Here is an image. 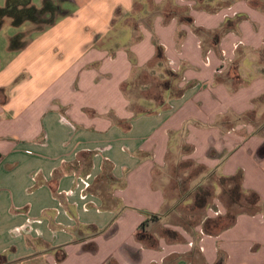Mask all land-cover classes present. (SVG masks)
<instances>
[{"label": "crops", "instance_id": "obj_1", "mask_svg": "<svg viewBox=\"0 0 264 264\" xmlns=\"http://www.w3.org/2000/svg\"><path fill=\"white\" fill-rule=\"evenodd\" d=\"M65 1L0 61V264H264V0ZM169 72L176 95L136 94ZM185 146L258 211L207 234L216 186L194 229L169 226L155 175Z\"/></svg>", "mask_w": 264, "mask_h": 264}, {"label": "rangeland", "instance_id": "obj_2", "mask_svg": "<svg viewBox=\"0 0 264 264\" xmlns=\"http://www.w3.org/2000/svg\"><path fill=\"white\" fill-rule=\"evenodd\" d=\"M53 5L57 8L55 12H47L42 16V23H36L31 20H26L21 24H16L13 18L5 17L3 24L0 28V61L4 64L6 59L11 58L13 55H22L23 49L30 43L36 40L38 34L44 30H47L48 26H53L62 19H65L67 12L71 10V6L65 0H51ZM229 0H215L211 6L213 8L227 4ZM5 0H0V7H3ZM31 4L37 9H42L44 0H32ZM21 36V39L17 41V44H23V47L12 49V40ZM158 84L154 83L151 90L136 93L139 96L150 98L155 97L159 94L157 89ZM136 113L139 111L149 110L144 108L136 107L133 109ZM190 148V147H189ZM181 148L178 152V156L169 157L167 166L164 170H157L156 178L159 179L164 176L167 183V205H175L176 202L181 201V194L190 191L191 204L187 206L188 209H192L195 203V196L200 192L198 187L201 185H211L215 181V177L207 171L203 166L198 165L193 160L186 158L191 152V148ZM204 183V184H203ZM179 187V188H178ZM188 195V194H187ZM214 199V198H213ZM213 199H210L212 203ZM224 206L226 204L222 200ZM210 203V204H211ZM192 205V206H191ZM203 211L195 213L189 212L187 209L180 208L175 213H171L166 222L169 226H182L189 229H194L203 220ZM194 221V222H193ZM198 222V224H195ZM185 222L188 224L186 225ZM168 234L171 237H176L178 234L174 230L167 229ZM166 231V230H165Z\"/></svg>", "mask_w": 264, "mask_h": 264}, {"label": "trees", "instance_id": "obj_3", "mask_svg": "<svg viewBox=\"0 0 264 264\" xmlns=\"http://www.w3.org/2000/svg\"><path fill=\"white\" fill-rule=\"evenodd\" d=\"M32 0H21L20 3L11 2L12 6L7 5L6 7H0V28L3 24V19L5 17L13 18L16 24H21L26 20H31L36 23H42V16L47 12H55L57 8L53 5L51 0H44V5L42 9H37L35 6L31 4ZM8 3V2H7ZM10 4V3H9ZM222 6V5H220ZM219 7V6H217ZM224 32L221 31V33ZM219 36V34H218ZM21 39V36H17L12 40L11 47L12 49L21 48L23 44H17V41ZM161 54V53H159ZM162 55H159L161 57ZM169 80L157 86L159 94L155 97L157 99L163 100V91L162 89H167L168 92L173 94H177V91L174 90L171 83L176 80V75L169 72L168 73ZM161 88V89H160ZM149 109V108H144ZM149 110L139 111L138 114H144L149 112ZM153 110V109H152ZM213 177H215V181L211 185H201L198 187L200 190L199 193L195 196V203L192 209H188L187 206L191 204V192L181 194V201L176 202L174 205V212L178 211L180 208L187 209L191 213H195L198 211H203L210 206V199L212 200L215 195V188L219 186L222 189L221 197L224 203L226 204V208L228 210V214L225 217H221L219 219L206 220L204 223V231L207 234H214L219 232L220 230L227 228L232 225L235 221L236 217L240 213H249L254 214L258 211L259 208V197L255 193L246 194L242 189V176L238 174L233 177H218L214 173H211ZM204 184V183H203ZM179 188V187H178ZM188 194V195H187ZM192 206V205H191ZM158 219L157 215H151L150 220L155 221ZM194 222V221H193ZM186 225H188L185 222ZM195 224H198V222ZM146 226V222L141 225V229ZM165 234H168V231H165ZM143 237V236H141Z\"/></svg>", "mask_w": 264, "mask_h": 264}, {"label": "flooded vegetation", "instance_id": "obj_4", "mask_svg": "<svg viewBox=\"0 0 264 264\" xmlns=\"http://www.w3.org/2000/svg\"><path fill=\"white\" fill-rule=\"evenodd\" d=\"M12 1H13L14 3H15V2H16V3H20L19 1H21V0H5V2H4L5 4L3 5V7H6L7 5L12 6V5H11V2H12ZM7 2H8V3H7ZM9 3H10V4H9Z\"/></svg>", "mask_w": 264, "mask_h": 264}]
</instances>
